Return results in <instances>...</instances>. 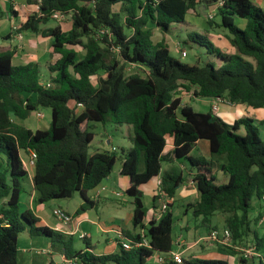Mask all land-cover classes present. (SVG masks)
I'll return each instance as SVG.
<instances>
[{
  "label": "trees",
  "instance_id": "16d2710c",
  "mask_svg": "<svg viewBox=\"0 0 264 264\" xmlns=\"http://www.w3.org/2000/svg\"><path fill=\"white\" fill-rule=\"evenodd\" d=\"M33 12L19 31L50 36V54L56 58L47 83L37 63L14 64L11 45L0 44V264H19V239L23 233L46 237L65 246L66 259L81 264H147L158 252L171 255L176 222L174 204L185 181L179 162L188 163L199 199L188 205L196 218L208 225L216 213L225 216L235 241L252 232L250 213L254 198L264 195V140L251 118L226 123L211 110L182 105V90L199 98H222L231 103L264 108V9L253 0H28ZM215 5L219 27L228 30L234 48L218 47L207 31H192L183 47L199 46L211 56L205 65L182 63L170 46L158 41L156 31L170 33L174 24L187 25L191 12ZM56 12L71 15L72 29L61 25L43 29ZM6 39H11L9 35ZM80 50L84 56L80 57ZM133 65L137 72L128 73ZM82 104V107H79ZM41 107L52 110L48 130H33L23 121ZM129 125L133 148L123 153L98 151L90 155L96 124ZM264 126V122H261ZM173 150L164 151L167 138ZM207 140L211 158L193 157L197 141ZM22 151L34 152L33 184L39 202L71 199L80 194L83 203L76 214L94 207L87 194L113 173L119 160L129 176L135 229L124 234L115 253L97 256L88 246L74 251L72 241L48 226L30 209L21 210V196L29 172ZM144 169L140 171V162ZM168 163L169 168L163 169ZM228 175L217 185L214 169ZM160 177L156 201L165 197L168 209L159 220H148V209L139 187ZM149 245H139L144 239ZM50 264H56L52 261ZM173 264H177L173 262ZM183 264H228L225 260L186 261ZM261 264V263H260Z\"/></svg>",
  "mask_w": 264,
  "mask_h": 264
},
{
  "label": "crops",
  "instance_id": "0c3cea01",
  "mask_svg": "<svg viewBox=\"0 0 264 264\" xmlns=\"http://www.w3.org/2000/svg\"><path fill=\"white\" fill-rule=\"evenodd\" d=\"M0 8L4 9V11H1L0 9V44L11 45L16 49L17 55L14 59V64L26 65L29 63H37L41 67L46 66L48 68L50 64H54L57 57L53 58L50 54V48L53 43V39L50 36H43L42 34L33 33L31 31H24L23 39L20 40L12 31L14 26L20 27L33 12H36V6L34 7L33 5H30L28 0H0ZM213 8H215V5L201 6V16L209 14ZM195 14V12H191L188 15V23L189 18L191 17L196 20L200 19V17ZM185 26L189 28V26ZM159 32L160 31H156L154 37L155 39H158V41H162L165 35L160 32L161 35L158 36L157 33ZM9 35H11V39H6ZM213 38L214 43L217 45L216 38ZM181 46L183 47V45ZM217 46L225 51L234 52V48L230 42L224 47ZM183 98L185 99L182 105H185L186 103L190 104L195 110L202 112L212 111V106L216 102V100L212 98H204L205 100H200V98L196 97L194 94H184ZM214 114L218 115L226 123L231 125L237 120L247 117L258 121L260 124L261 122H264V108L255 109L245 104L231 103L227 100L220 103L219 111ZM28 119L23 121L25 122V125L33 130H37V128L34 129L31 127V124L26 123ZM119 127L122 128L123 126ZM132 134L133 130L131 132V137ZM105 138L107 139V144L111 145L112 139L110 136L105 135ZM173 146V138L168 137L167 146L164 151L167 156L171 155ZM113 148L117 147L112 145V148L100 151H113ZM132 148L133 144L130 149ZM195 149L200 151L202 156L206 154V158H211L210 145L207 140L197 141L193 151ZM116 151H118V149ZM193 151L191 153L192 156ZM26 154L28 157L31 156V152ZM24 164H26L25 160ZM179 165L184 169L186 178L184 183L178 188L177 195L174 199L175 204L173 209L176 217L175 224L179 223V230H174L173 232L175 243L172 253H181L186 261L204 259L225 260L228 264H260L258 260L253 261L252 259H243L242 250L255 245L261 252V249L264 248V238L256 237L254 240H250L248 235L242 240L235 241L232 238L227 242L224 239L222 231L227 227L225 216L223 214L216 213L211 218L208 225L199 223L201 219L194 217L193 211L188 207L189 204L194 203L199 199V192L193 183L194 172L188 163L179 162ZM169 166L168 163H164L163 169L165 170L166 168H169ZM27 169L29 172L28 177L30 184L27 187L24 182L25 192L21 196V210H32L34 214L41 219V225L48 226L55 230L61 234L66 241L71 240L72 245L75 244L77 240L81 241L79 249L75 247L74 250L72 246L74 251L84 252L87 250L88 246H90L93 248L92 253L97 256L112 254L118 251V242L120 241L121 236L141 231L134 227L133 197L126 194V191L131 187L132 183L129 176L122 174V161L116 172L114 171L100 186L87 194L88 198L93 201L95 205L81 214H76L78 208L84 202L80 194L71 198L76 199V197H80L79 200H76L74 206L71 205V202H66V199L40 203V193L35 189L33 184L35 168L34 166H30ZM139 169L140 171L144 169L143 161L140 162ZM160 177L161 176L154 178L149 183L139 187L148 209V222L153 218L156 220H159L160 218L159 200L156 201L155 199L161 193L159 185ZM257 199L259 202L255 205L253 204L256 213L254 216L256 226L259 222H263L264 220V201L259 198ZM116 200H120V203H132L130 213L124 211L123 207H116ZM2 206L3 204L0 202V208ZM176 206H178L177 209H175ZM57 209L65 211L71 216L72 220L67 224L60 221L54 214V211ZM251 213V233H253V231L256 230L253 227V217H251ZM215 217H217V219L214 222ZM215 229L221 231L218 240H214L210 237L211 231ZM18 246L19 263L22 262V264H50L52 261L58 264L61 263V261L62 263L69 261L66 259L65 246L61 243L53 244L51 239L46 237H31L28 233H23L20 236ZM35 248H38L40 254ZM159 257H164L165 262H160ZM169 257L170 255L163 256L156 252L148 261H150L151 264H173V261Z\"/></svg>",
  "mask_w": 264,
  "mask_h": 264
},
{
  "label": "rangeland",
  "instance_id": "374dc122",
  "mask_svg": "<svg viewBox=\"0 0 264 264\" xmlns=\"http://www.w3.org/2000/svg\"><path fill=\"white\" fill-rule=\"evenodd\" d=\"M19 1V0H18ZM253 2L260 6L261 8L264 9V0H253ZM259 2V3H258ZM1 9V8H0ZM1 11H4L2 8ZM196 16H199L200 19H193L192 17L189 18V23L187 28L185 25H178L174 24L171 27L170 33L165 35L163 40L170 46L171 48V54L174 56L176 59L180 60L182 63L190 64V65H205L211 58V56L207 53L206 49L203 47L199 46H187L182 47V42L187 39L188 33L196 30V31H207L209 34H211L213 37L216 38V43L217 45L224 47L225 45L229 44L228 39L226 38L228 30L223 29L218 26L220 23V18L217 15V10L213 8L211 12L205 16H201V13H196ZM195 16V17H196ZM71 15L68 16L64 20H59L52 18L50 22H48L46 25H43V28H51L55 27L58 25H61L64 31H69L72 29V23H71ZM158 36H160V32L157 33ZM1 39V38H0ZM186 50L188 52V56L184 57L182 56V52ZM84 51L80 50V57H83ZM42 79L44 82H48L52 79L53 73L49 70L48 67L42 66ZM137 72V69L135 67H130L128 70V73H134ZM180 96L183 98L184 94L189 95L193 94V91L187 92L186 90H182L181 93H179ZM185 99V98H183ZM200 100H205L204 98H200ZM198 109H203V108H198ZM37 112H41L44 114L43 118H39L37 116ZM255 119V118H254ZM52 121V110L50 108H44L41 107L38 111H35L31 113V116L29 119L26 121L27 124H31V127L34 129H40V130H48L50 127ZM25 124V122H23ZM36 124V125H34ZM254 126L258 128V131L264 140V126H262L258 121L254 120ZM94 134H95V139L90 145L89 153L90 155H93L94 153L103 150V149H110L113 146H116L118 151L117 154L119 156H122L123 153L127 152L131 147V132H132V127L129 125H124L122 128L119 126H116L113 123H108L106 125L103 124H96L93 128L90 129ZM105 135H109L110 138L112 139V144L108 145L107 144V139L105 138ZM193 156L200 158V157H207L206 154L202 156L200 151H197L196 149L193 151ZM22 157L26 161L27 164H30V157L27 156L25 151H22ZM120 160L117 162L116 167H115V172L120 166ZM30 166V165H29ZM113 171V172H114ZM214 174L217 177L216 184L217 185H223L228 182V175L222 171H220L217 167L214 169ZM25 184L28 187L30 184L29 177H26L25 179ZM80 197H76V199H71V200H65L66 202H71V205L74 206L76 200H79ZM259 201L257 198H254L253 204H257ZM116 207H119L124 209V211L129 212L132 208V203L127 202V203H120V200L115 201ZM177 205V204H176ZM253 205V206H254ZM178 206L175 207L177 209ZM252 213L251 217H253V227L255 228L256 231H253V233L249 234V239L254 240L256 237L259 238H264V220L263 222H259V224L256 226V220L254 216L256 215L254 208H252ZM193 217V216H192ZM191 217V218H192ZM195 217V216H194ZM149 218V214H148ZM193 219V218H192ZM201 221L199 223H202L203 218L199 217ZM217 219V217L214 218V222ZM259 221V219H258ZM178 224H175L174 230L178 231L179 227ZM174 232V231H173ZM81 241H76L75 244H73V248L75 250V247L77 249L80 248ZM37 252L39 251L38 248ZM261 252L264 254V248L261 249ZM40 254V252H38ZM19 264H22L20 262ZM147 264H151L150 261H148Z\"/></svg>",
  "mask_w": 264,
  "mask_h": 264
},
{
  "label": "built area",
  "instance_id": "2783aa9c",
  "mask_svg": "<svg viewBox=\"0 0 264 264\" xmlns=\"http://www.w3.org/2000/svg\"><path fill=\"white\" fill-rule=\"evenodd\" d=\"M224 2V0H220V5H222ZM40 11V6L37 5L36 6V12H39ZM69 16V15H68ZM66 14H62L60 12H56L54 15H53V18L55 19H59V20H64L68 17ZM20 27L19 26H14L12 31L15 33L16 37L20 40L23 39V32L19 31ZM188 54H187V51L184 50L182 52V56L186 57ZM130 67H135L133 65H129L127 67V70L130 69ZM136 69V67H135ZM47 87H50L51 84L50 83H46ZM216 102L214 103V105L212 106V111L214 113H217L219 111V107H220V103H222L225 99H222V98H217L215 99ZM228 101V100H227ZM229 102V101H228ZM79 107L81 108L82 107V104H79ZM37 116L39 118H43L44 117V114L41 113V112H37ZM117 148H113V151H116ZM35 153L34 152H31V156H30V164H25V167L28 168L30 166H34V163H35ZM30 165V166H29ZM28 170V169H27ZM161 184V179L159 181V185ZM160 195H162L160 193ZM263 201H264V195L262 196L261 198ZM159 205H160V218L162 217L163 213L168 209V200L161 196V198H159ZM54 214L55 216L62 222L64 223H69L72 218L69 214H67L65 211L61 210V209H57L54 211ZM159 218V219H160ZM223 231V234H224V239L228 242L232 239V233L231 231L229 230V228H225L222 230ZM142 232V235L144 236L146 231L145 230H141ZM220 234H221V231L218 230V229H215V230H212L211 233H210V237L214 240H218L219 237H220ZM120 241L122 242V245L123 247L126 249V250H130L132 249V243L127 240L125 238V236H121V239ZM139 245H144V246H148L149 245V239L145 238L143 243L139 244ZM173 262L177 263V264H183L185 262V259L184 257L182 256L181 253H171L170 257H169ZM242 258L247 260V259H252L253 261L254 260H258L261 264H264V254L260 252V250H258V248L254 245V246H251L249 248H246V249H243L242 250ZM159 260L160 262H165V258L164 257H159ZM58 264H81L79 261H75V260H69L67 262H63V263H58Z\"/></svg>",
  "mask_w": 264,
  "mask_h": 264
},
{
  "label": "water",
  "instance_id": "95a60500",
  "mask_svg": "<svg viewBox=\"0 0 264 264\" xmlns=\"http://www.w3.org/2000/svg\"><path fill=\"white\" fill-rule=\"evenodd\" d=\"M139 196H142V193H140ZM61 263H62V261H61Z\"/></svg>",
  "mask_w": 264,
  "mask_h": 264
}]
</instances>
